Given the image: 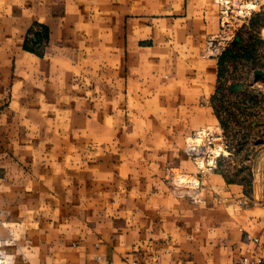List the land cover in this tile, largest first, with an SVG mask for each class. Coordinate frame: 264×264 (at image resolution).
<instances>
[{"label":"crops","instance_id":"1","mask_svg":"<svg viewBox=\"0 0 264 264\" xmlns=\"http://www.w3.org/2000/svg\"><path fill=\"white\" fill-rule=\"evenodd\" d=\"M217 31L213 0H0L4 264L264 257V199L238 172L195 176L182 152L196 129L222 127L212 105L226 55L201 54ZM261 136L250 146L263 154ZM168 169L195 177L192 194Z\"/></svg>","mask_w":264,"mask_h":264},{"label":"rangeland","instance_id":"2","mask_svg":"<svg viewBox=\"0 0 264 264\" xmlns=\"http://www.w3.org/2000/svg\"><path fill=\"white\" fill-rule=\"evenodd\" d=\"M235 35L240 37V43L245 52L237 55L234 59L229 56L231 52L225 54L224 61L219 67L220 78L218 79L216 95L213 96L214 105L212 107L220 117L222 127L219 128V131L212 127L209 129L212 132H217V137L221 138L229 152L228 155L220 157L215 166L230 173V175L238 172V179L249 185L248 191L251 193L253 191L254 198L263 200L264 187L259 186L257 179L259 172H264L258 169L259 159L264 154H261L263 147H261L262 149L258 147L260 149L257 148L253 151L250 146V139H253L254 136L262 138L264 128L252 127L250 121L264 119V92L262 91L264 88V10H260L251 17L248 24L239 29ZM231 48L229 45L226 49ZM253 71L260 72H256L254 75ZM226 82H239L249 92L238 91L235 92L238 94L233 96V93L227 91ZM213 136H215L214 132ZM218 146L220 147L219 144H214V148L211 149L212 153H216ZM189 161L191 160L189 159ZM191 163L193 164L192 161ZM199 164L202 166L203 162L200 161ZM191 170L195 176L202 175V173H196L194 164ZM188 175V173L168 169L164 172V180L174 191H181L185 188L187 193L192 194V187L195 189L198 184H196L197 181L194 176ZM184 179H193L195 182L184 184ZM202 184H205L204 178H202Z\"/></svg>","mask_w":264,"mask_h":264},{"label":"built area","instance_id":"3","mask_svg":"<svg viewBox=\"0 0 264 264\" xmlns=\"http://www.w3.org/2000/svg\"><path fill=\"white\" fill-rule=\"evenodd\" d=\"M213 3L216 5L218 31L205 42L201 54L207 57L219 56L231 44L236 32L245 27L256 13L264 10L262 0H213ZM213 132L209 127H200L184 140L182 152L193 162L196 173L215 170L216 161L229 154L225 143L217 137L215 131ZM215 143L219 144L220 148H217L216 153H212L211 149ZM200 161L203 162L202 166ZM262 248L264 249V244ZM0 264H4L1 258ZM231 264H264V257H240Z\"/></svg>","mask_w":264,"mask_h":264},{"label":"trees","instance_id":"4","mask_svg":"<svg viewBox=\"0 0 264 264\" xmlns=\"http://www.w3.org/2000/svg\"><path fill=\"white\" fill-rule=\"evenodd\" d=\"M41 38V36L39 35V33H34L32 34L31 39V43L29 44V46H25L26 49L30 50V51H34V48H36L37 46H39L38 44V40ZM241 41H232L231 42V49H225L223 52L224 54H226L227 52H231L230 53V57L232 59H234L237 55L243 54L245 52V49L243 47V45L240 43ZM221 63V60L219 61Z\"/></svg>","mask_w":264,"mask_h":264},{"label":"water","instance_id":"5","mask_svg":"<svg viewBox=\"0 0 264 264\" xmlns=\"http://www.w3.org/2000/svg\"><path fill=\"white\" fill-rule=\"evenodd\" d=\"M233 41H238V36L237 35L234 36ZM256 72H260V71H253V74L255 75ZM226 89H227L228 92H231V93L238 92V91L242 92V91L245 90V88L239 82H234V83L228 84ZM262 142H264V139H255L254 144H259V143H262Z\"/></svg>","mask_w":264,"mask_h":264},{"label":"bare ground","instance_id":"6","mask_svg":"<svg viewBox=\"0 0 264 264\" xmlns=\"http://www.w3.org/2000/svg\"><path fill=\"white\" fill-rule=\"evenodd\" d=\"M217 148H220L219 146L218 147H216V149ZM259 166V167H258ZM257 167H258V169H262V170H264V154L263 155H261V157H260V159H259V165H258Z\"/></svg>","mask_w":264,"mask_h":264}]
</instances>
